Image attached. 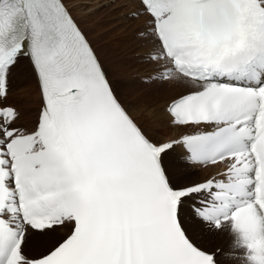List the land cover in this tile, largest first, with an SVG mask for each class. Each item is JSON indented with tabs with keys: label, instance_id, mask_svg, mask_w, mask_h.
<instances>
[{
	"label": "snow or ice",
	"instance_id": "snow-or-ice-1",
	"mask_svg": "<svg viewBox=\"0 0 264 264\" xmlns=\"http://www.w3.org/2000/svg\"><path fill=\"white\" fill-rule=\"evenodd\" d=\"M111 4L143 19L154 82L186 89L167 107L180 134L157 141L125 107L64 0H0V264H218L205 230L264 264V0ZM22 60L32 128L8 102Z\"/></svg>",
	"mask_w": 264,
	"mask_h": 264
},
{
	"label": "rangeland",
	"instance_id": "rangeland-1",
	"mask_svg": "<svg viewBox=\"0 0 264 264\" xmlns=\"http://www.w3.org/2000/svg\"><path fill=\"white\" fill-rule=\"evenodd\" d=\"M64 2L73 15V18H75L76 15L74 20L77 21V25L88 39L95 55L103 66V70L105 71L109 82L114 87V91L125 107L132 111L134 110L133 115L138 109H147L148 111H151L153 118L161 120L163 104L179 96L182 92L186 91V89H182L184 91L169 93L170 91L168 88L162 87L160 83L154 81L148 82L146 81L147 79L144 78L153 74L150 72L156 71L158 66L156 64L153 65V63L146 60V55L152 53V49H150L151 52L149 53H147L148 51L143 54H140L139 52L140 48H145L146 46L144 45L149 43L146 42L145 36L139 31L144 26H136V21L140 18L129 20L121 17L120 20L117 17V15H120V12L117 11L116 14V10H113L114 6L111 4V0H64ZM125 17H127V14ZM125 19L131 23H123ZM130 30H132V33ZM27 62V60H22L21 65L24 66L23 70L14 71L10 77L8 102L22 112L24 105L21 98L23 96L35 98L34 108L27 113L31 116V121L28 119L26 120L24 116H21V119L18 122L27 128H32L37 119L40 100L35 78L30 71L27 70L29 67ZM171 86L174 87V85H169V87ZM177 88L178 87H176V89ZM170 89L171 91L174 90V88ZM161 90L162 95L158 92ZM155 92H158L159 95H154ZM21 115H23V113H21ZM134 116H136L138 122L142 124L147 120L149 124V134L152 135L154 139L157 140L161 138L160 141L170 139L172 132L171 128H166L164 130L153 129L150 127L151 121L147 116H144L143 114L140 116L139 114H135ZM177 152L178 151H176V153ZM196 168L194 167V170L197 171ZM216 171L217 169H215L213 173ZM190 176L191 179H194L197 175L190 173ZM210 244L213 245L214 243L211 242ZM210 244H202V246L197 244V246H200L204 251L209 252L212 250ZM221 255H223V252ZM217 260L219 264H223L219 259V255L217 256Z\"/></svg>",
	"mask_w": 264,
	"mask_h": 264
},
{
	"label": "bare ground",
	"instance_id": "bare-ground-1",
	"mask_svg": "<svg viewBox=\"0 0 264 264\" xmlns=\"http://www.w3.org/2000/svg\"><path fill=\"white\" fill-rule=\"evenodd\" d=\"M133 7H134V5L133 4H129L128 6H126V7H123V8H120V7H113V10H116V14H117V11H119L120 12V15H117V17L121 20V17H124V18H126L125 16H126V14H128L129 12H131L132 10H133ZM71 13V12H70ZM72 15V14H71ZM72 17H73V15H72ZM75 18H76V15H75ZM75 18H73V19H75ZM114 19H115V17H114ZM117 19V18H116ZM123 19V18H122ZM130 20V19H129ZM136 21V20H135ZM77 22V21H76ZM117 22V21H116ZM123 23H126V24H130L131 22H129L127 19H125L124 21H123ZM136 23H137V25L136 26H138V27H142V26H144V24H143V19L142 18H140L139 20H137L136 21ZM122 24V23H121ZM136 26H134V27H136ZM135 29V28H134ZM133 29V30H134ZM142 29V28H141ZM121 30V29H120ZM132 30H130V32H131ZM136 31V30H135ZM127 32V31H126ZM129 32V33H130ZM134 32V31H133ZM138 32V31H137ZM124 33V32H123ZM132 33V32H131ZM130 35H133V34H130ZM146 38V42H149V43H147V44H145L144 46H146L145 48L144 47H142V48H140V47H138V48H140V50H139V52H140V54H143V53H146V51H148L147 53H149V52H151L152 50H153V44H152V42L147 38V37H145ZM133 40V39H132ZM142 40V39H141ZM136 41V40H135ZM144 41V40H143ZM142 42V41H141ZM145 42V43H146ZM134 43V42H133ZM138 43V42H137ZM143 43V42H142ZM93 49V48H92ZM150 49H152L151 51H150ZM95 53V52H94ZM153 53V52H152ZM151 54V53H150ZM149 54V55H150ZM133 56V55H132ZM150 63H153V65H157V63H155V62H152V61H149ZM120 63V62H119ZM122 63V62H121ZM131 64V63H130ZM153 65H150V66H153ZM158 66V65H157ZM136 68V67H135ZM144 68V67H143ZM123 74V73H122ZM112 82V81H111ZM161 84V86L162 87H164V88H168V90L170 91L169 93H173V92H178V91H184V90H182V89H184L182 86H178V85H174V87L173 86H171V87H169V85H171V84H163V83H160ZM37 86V85H36ZM178 87L177 89H176V87ZM114 88V87H113ZM170 88H174V90H172L171 91V89ZM37 91H38V88H37ZM158 92H160V95H162V90L161 91H158ZM158 92H155L154 93V95H159V93ZM27 93V92H26ZM23 95V94H22ZM38 96H39V93H38ZM167 96V95H166ZM8 97H9V93H8ZM21 98V97H20ZM176 98V97H175ZM175 98H173V99H175ZM173 99H171V100H169L168 102H166V103H164L163 104V109H162V114H161V120H159V119H156V118H153L152 117V113H151V111H148V114H147V117L150 119V121H151V124H150V127L151 128H153V129H166V128H171L172 129V132H171V135H170V139L171 138H176V137H178V135L180 134V131L181 130H179V129H177L176 127H174V126H172L171 124H170V117H169V115H168V113L166 112V108L168 107V105L170 104V102L173 100ZM21 101H23V109H22V112L21 113H23V115H21V116H24L25 118H26V120L28 119V120H30L31 121V116L30 115H28L27 113H29L30 111H31V109L32 108H34V106H35V98L34 97H27V96H23L22 98H21ZM135 102V101H134ZM139 103V102H138ZM135 104V103H134ZM141 109H138V111L136 110V113L135 114H139V116L141 115V114H143L141 111H140ZM39 111V110H38ZM134 111V110H133ZM134 114V115H135ZM144 115V114H143ZM38 116V115H37ZM145 116V115H144ZM138 117V116H137ZM171 126V127H170ZM174 131V132H173ZM156 140V139H155ZM161 140V138H159V139H157V141H160ZM167 140H169V139H166V140H164V141H161V142H165V141H167ZM174 151L175 152H173L172 154H173V156L174 157H176L177 159H182L183 158V156H182V153H181V150H180V148H179V146L177 145V146H175V148H174ZM176 151H178L177 153H176ZM179 156V157H178ZM194 167L197 169V171L196 170H194ZM215 169H217V168H215V167H212V166H208V167H202V166H193V167H191L188 171H189V174L190 173H194V174H196L197 176L194 178V179H192L193 181H195V182H202L203 180H205V179H207L210 175H212L213 174V172H214V170ZM201 170V171H200ZM210 171H212V172H210ZM207 172H209V173H207ZM209 175V176H208ZM193 240H194V242L195 243H197V244H199V245H201L202 246V244L203 245H205V244H210L211 242H213L214 244L212 245V244H210L212 247H210L212 250L211 251H209V252H214V253H216L217 254V256L219 255V259H220V261H222L223 262V264H234V262L232 261V260H229V259H226V257L225 256H223V255H221V253H222V251L221 250H227V248H228V242H229V237H228V234L227 233H223V232H216V231H209V230H205L204 232H200V233H197L196 235H194L193 237ZM200 247V246H199ZM27 250V249H26ZM217 256H216V258H217ZM219 264V263H218Z\"/></svg>",
	"mask_w": 264,
	"mask_h": 264
}]
</instances>
